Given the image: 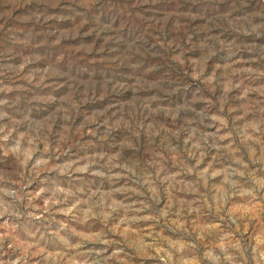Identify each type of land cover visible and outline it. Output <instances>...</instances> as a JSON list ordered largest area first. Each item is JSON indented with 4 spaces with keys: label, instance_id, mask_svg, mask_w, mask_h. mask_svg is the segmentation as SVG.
Returning <instances> with one entry per match:
<instances>
[{
    "label": "clouds",
    "instance_id": "1",
    "mask_svg": "<svg viewBox=\"0 0 264 264\" xmlns=\"http://www.w3.org/2000/svg\"><path fill=\"white\" fill-rule=\"evenodd\" d=\"M0 264H264V0H0Z\"/></svg>",
    "mask_w": 264,
    "mask_h": 264
}]
</instances>
